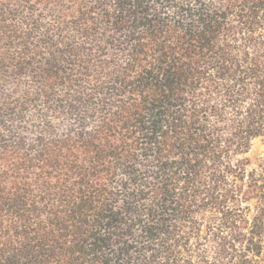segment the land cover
Segmentation results:
<instances>
[{
  "label": "trees",
  "instance_id": "1",
  "mask_svg": "<svg viewBox=\"0 0 264 264\" xmlns=\"http://www.w3.org/2000/svg\"><path fill=\"white\" fill-rule=\"evenodd\" d=\"M260 137L264 0H0V264H264Z\"/></svg>",
  "mask_w": 264,
  "mask_h": 264
},
{
  "label": "rangeland",
  "instance_id": "2",
  "mask_svg": "<svg viewBox=\"0 0 264 264\" xmlns=\"http://www.w3.org/2000/svg\"><path fill=\"white\" fill-rule=\"evenodd\" d=\"M247 156L251 160L250 167L252 168L264 162V137L257 138L253 141V145L247 153Z\"/></svg>",
  "mask_w": 264,
  "mask_h": 264
}]
</instances>
